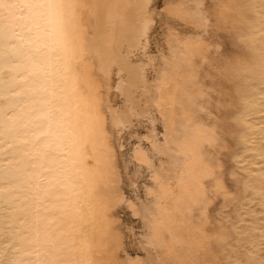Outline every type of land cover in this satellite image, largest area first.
Here are the masks:
<instances>
[{"label": "bare ground", "instance_id": "obj_1", "mask_svg": "<svg viewBox=\"0 0 264 264\" xmlns=\"http://www.w3.org/2000/svg\"><path fill=\"white\" fill-rule=\"evenodd\" d=\"M153 2L0 0V264L206 261L203 229L175 220L207 201L203 181L217 166L209 149L220 138L197 102L205 93L195 63L207 59L205 11L201 0L164 1V12L190 30L168 24L165 46L150 55ZM230 9L247 34L233 119L234 157L251 195L231 226L248 245L242 263L264 264V219L250 205L256 200L264 212V0H223L224 20ZM138 119L149 123V146L137 142L131 156L148 172L145 200L124 194L116 150ZM121 206L141 222L139 254L124 244Z\"/></svg>", "mask_w": 264, "mask_h": 264}, {"label": "rangeland", "instance_id": "obj_2", "mask_svg": "<svg viewBox=\"0 0 264 264\" xmlns=\"http://www.w3.org/2000/svg\"><path fill=\"white\" fill-rule=\"evenodd\" d=\"M164 1L171 0H154L153 2L155 10L159 13H155V22L150 34V43L147 48L150 55H155L161 47L165 46L164 32L166 27H176L183 32L190 30L188 29L190 27L181 20L173 16L171 17L170 14L164 12L163 7L167 3ZM222 1L201 0V7H203L206 16V28L202 32V35L206 38L207 45L204 55L207 59L203 63L202 59L195 58L196 67L199 69V74L201 73V84L205 92L202 97L197 99V102L203 106V111L200 114L203 116L205 122L213 127L216 137L220 138V145L209 149L216 158L217 166L213 168V175L205 178L203 181V184L206 186L205 194L207 201L194 206L193 211L189 215L187 213L184 217L177 216L175 218L177 224L187 221L188 224L196 227L200 226L203 229L204 241L206 243L203 242L205 245L203 244L204 246L200 247L198 252L202 256V259L204 257L206 261L203 259L204 262L193 264H233V260L235 259H237L236 262L243 264L242 262L245 261L248 251V245L244 244L242 240L237 242L235 232L231 226L232 222L236 219V212L238 211L237 208L240 201L242 202L243 199V202H245L251 196L250 194L248 196L247 194L245 195L243 191L241 182L244 172H242V168L239 169L240 165L238 166L234 157L240 153V146L236 140L237 130L234 127L233 119L235 116L234 112L239 107L237 100L238 92L234 88L237 83L238 70L248 66L247 61L249 60L246 54L248 45L244 42L243 37H241V35H245L246 37L247 34L245 32L243 34L237 29V25L239 24L233 20L232 9L228 12L229 21L224 20V16L218 12ZM148 74L150 75V72ZM110 98L112 102L114 101L117 104L122 101L120 96L114 94H111ZM146 122L144 119L135 121V125L122 134V147H116L119 159L118 165L122 177L121 188L124 194L131 199L135 195L140 200L146 199L144 189L148 184V172H145L147 171L145 168H139L137 166L138 162L132 160L133 157H131L132 148L137 142L144 148L149 146L146 138L149 128L147 124L149 123ZM155 131L158 137H161L162 128L159 122L156 123ZM139 138L142 139L139 140L140 142L137 140ZM217 182L219 185L216 184ZM250 205L258 210L255 214L259 216H256L258 218L262 216L261 218L264 219V212L260 210L256 204V200H252ZM117 209L122 230H124L123 240L126 249L131 254H135L136 252L139 254L137 238L142 232L141 222L137 216L132 214V211L124 206ZM126 226L130 228V233H128ZM219 233L223 235L222 239L224 240L220 243L216 239ZM263 244H261L260 254L264 251ZM223 248L224 251L222 250Z\"/></svg>", "mask_w": 264, "mask_h": 264}, {"label": "snow or ice", "instance_id": "obj_3", "mask_svg": "<svg viewBox=\"0 0 264 264\" xmlns=\"http://www.w3.org/2000/svg\"><path fill=\"white\" fill-rule=\"evenodd\" d=\"M35 6H36V7H40V6H43V4H42V3H38V4H36Z\"/></svg>", "mask_w": 264, "mask_h": 264}]
</instances>
